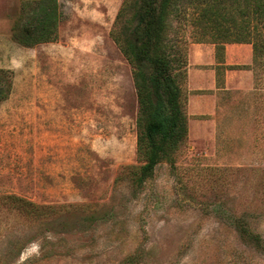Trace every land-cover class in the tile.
<instances>
[{
    "label": "rangeland",
    "instance_id": "374dc122",
    "mask_svg": "<svg viewBox=\"0 0 264 264\" xmlns=\"http://www.w3.org/2000/svg\"><path fill=\"white\" fill-rule=\"evenodd\" d=\"M33 1L0 0V69L13 73L0 264H264V72L256 85L253 70L227 71L217 88L198 75L215 45L188 25L189 139L135 189L138 98L110 36L124 0H59L58 42L27 48L13 34ZM226 63L252 66V46L227 44Z\"/></svg>",
    "mask_w": 264,
    "mask_h": 264
},
{
    "label": "trees",
    "instance_id": "16d2710c",
    "mask_svg": "<svg viewBox=\"0 0 264 264\" xmlns=\"http://www.w3.org/2000/svg\"><path fill=\"white\" fill-rule=\"evenodd\" d=\"M28 4L36 6L13 39L27 48L58 42L59 0ZM188 25L196 43L215 45L217 88L224 89L227 71L253 70L256 85L264 72V0H124L110 36L131 66L138 97L137 164L126 167L135 189L158 165L174 163L189 139ZM227 44L251 45L253 65H228ZM12 77L0 69V101L11 93Z\"/></svg>",
    "mask_w": 264,
    "mask_h": 264
},
{
    "label": "crops",
    "instance_id": "0c3cea01",
    "mask_svg": "<svg viewBox=\"0 0 264 264\" xmlns=\"http://www.w3.org/2000/svg\"><path fill=\"white\" fill-rule=\"evenodd\" d=\"M249 46H251V45H249ZM198 72H200V71H198ZM207 74L208 76H209V82L211 81V82H216V80H215V78H216V73H215V70H212V71H210V72H204V71H201L200 73H198V75L199 74ZM132 78H133V76H132ZM134 82V81H133ZM209 82H207V83H209ZM231 76H230V74H227V88L231 85ZM202 86H204V85H202ZM135 87V86H134ZM201 87V86H200ZM138 98V97H137Z\"/></svg>",
    "mask_w": 264,
    "mask_h": 264
}]
</instances>
